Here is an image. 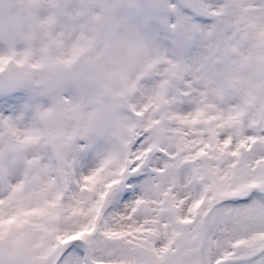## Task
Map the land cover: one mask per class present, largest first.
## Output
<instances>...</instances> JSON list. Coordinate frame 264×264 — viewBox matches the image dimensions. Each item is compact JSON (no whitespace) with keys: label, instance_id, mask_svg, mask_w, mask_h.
<instances>
[{"label":"snow or ice","instance_id":"obj_1","mask_svg":"<svg viewBox=\"0 0 264 264\" xmlns=\"http://www.w3.org/2000/svg\"><path fill=\"white\" fill-rule=\"evenodd\" d=\"M0 264H264V0H0Z\"/></svg>","mask_w":264,"mask_h":264}]
</instances>
